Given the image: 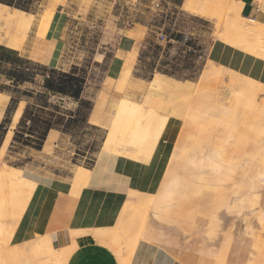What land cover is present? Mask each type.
Listing matches in <instances>:
<instances>
[{
    "label": "rangeland",
    "instance_id": "obj_1",
    "mask_svg": "<svg viewBox=\"0 0 264 264\" xmlns=\"http://www.w3.org/2000/svg\"><path fill=\"white\" fill-rule=\"evenodd\" d=\"M30 1L17 2L32 21L22 43L15 49L3 44L7 50L26 52L18 58L44 70L34 69L33 82L18 86L1 75L0 91L21 99L20 105L29 108L27 117L36 112L41 120L51 119L61 135L36 150V136L26 129L27 117L23 124L22 120L16 126L6 123V130L0 121V264H61L64 251L53 250L46 238L27 243L15 239L35 187L33 179L67 178L75 169L74 176L90 167L121 99H138L139 104L130 102L164 115V124L168 114L180 123L159 197L153 206L152 199L143 206L136 223L142 224L151 205L157 221L180 224L190 241L209 234L204 229L214 228L217 264H252L253 258L264 264V119L259 123L242 119L252 98L258 106L264 105V88L215 66L208 57L210 47L219 44L264 60L253 52L254 47L264 46V20L252 18L263 25L256 39L238 34L237 38L233 26L243 21L229 16L223 6L202 14L185 10L184 0H157L156 9L153 0H53L45 7ZM222 1L228 6L239 0ZM57 5L62 14L60 66L48 69L34 61L43 41L36 26L41 20L43 28ZM10 67L7 63L2 69ZM49 70L82 76L81 99L91 105L90 110L58 96L48 100L53 107H43L36 95L42 92ZM93 109L98 126L87 123ZM73 113L74 120L67 122ZM122 121L125 135L114 147H132L138 155L150 152L141 130L154 119L133 114ZM42 128L38 123L33 129ZM162 207L166 211H160ZM126 230L111 237L119 264H129L139 238L138 231ZM189 264L207 263L199 259Z\"/></svg>",
    "mask_w": 264,
    "mask_h": 264
},
{
    "label": "crops",
    "instance_id": "obj_2",
    "mask_svg": "<svg viewBox=\"0 0 264 264\" xmlns=\"http://www.w3.org/2000/svg\"><path fill=\"white\" fill-rule=\"evenodd\" d=\"M18 1L25 0H12L10 5L0 2V14H29L21 9L22 6L16 5ZM45 1L31 0L30 4L38 7L52 5L53 0H50L51 4ZM239 1L242 18L264 20V0ZM58 8L57 5L43 28L41 20L36 26V31L42 32L43 41L42 50L35 52L38 57L34 61L48 69H58L60 66L62 14ZM0 51L17 57L26 53L7 50L2 42ZM208 57L215 66L253 80L264 88V60L242 56L219 44L210 47ZM82 94L83 91L80 98H83ZM13 99L0 91V121L3 120V126L5 121L10 126H16L23 116L25 106L20 105L22 100L17 99L13 103ZM129 101L139 104L138 99ZM246 110L243 121L259 123L264 119V105L258 106L253 98ZM93 115L94 109L89 113L87 123L98 126L93 121ZM166 117L158 139L146 154L138 155L137 149L132 147L118 149L117 146L105 150L104 140L90 167L85 168L89 174L79 187L74 184L76 169L67 178L40 176L33 179L35 187L17 224L14 233L16 241L27 243L46 238L53 250L64 251L60 255L61 260H65L64 264H119L113 251L114 238L111 237L115 234L119 237L121 231L127 228L129 233L138 231L139 236L129 264H189V261L197 262L199 259L207 264H217L219 245L214 228L204 229L209 234L196 235L190 241L183 234L180 224L157 221L151 205L142 224L136 223L143 206L151 199L152 204L159 197L180 131L177 118L169 114ZM2 129L6 130V126ZM60 135L61 132L51 129L42 147L49 143L50 138L56 140ZM160 211L166 210L162 207ZM253 260L252 264H263L262 259Z\"/></svg>",
    "mask_w": 264,
    "mask_h": 264
},
{
    "label": "bare ground",
    "instance_id": "obj_3",
    "mask_svg": "<svg viewBox=\"0 0 264 264\" xmlns=\"http://www.w3.org/2000/svg\"><path fill=\"white\" fill-rule=\"evenodd\" d=\"M200 1L199 0H184L183 8L185 10L192 11V12L208 14L207 9H210V11H211V8L213 6L215 8L219 7V6H223L227 10V13L229 14V16H231V15H233L234 17L236 16L238 18V22L240 20L243 21L242 23L239 22V23L234 24V26H233L234 34L236 36L238 34L240 36L243 35V36L255 37V39H256L258 36L257 34L261 33V30L259 28L260 24L258 25L254 20L245 19L239 15L240 8H241V2L240 1L231 2L228 4V6H227V4L225 5V2L222 0H214L213 4L212 3L206 4V2H205L206 0H204V2H200ZM221 4H223V5H221ZM31 22L32 21L30 19H28L27 17H25V14H23V13L14 12L12 15L10 13L5 14V15L0 14V42H2V43L5 42L8 46H11L12 48H14V47L17 48V46H19L20 42L22 43L23 38L25 37L27 30L29 29V27L31 25ZM262 26L263 25H260L261 28H263ZM237 38H238V36H237ZM253 52L258 53V55H260L264 58V46L260 47L258 45L257 48L254 47ZM115 70H117V69H115ZM165 93H166V91H165ZM150 106H152V105H150ZM133 114L134 115L135 114L144 115L148 119H154L153 124L151 122L150 125H147L146 127H144L141 130V132H143V137H145L146 139L148 138L150 145L153 148V146H154L156 140L158 139V136L160 135V132L164 126V120L166 119L165 116L157 114L154 111V109L151 107L145 109V108L141 107L140 105L137 106V105H135V103H132L130 101H126L125 99H122L118 103V108H117L116 113H115V118L111 121V123L108 126V134H107V137L105 139L104 147H103L105 150L113 148L115 146V144H117L119 141L123 140V136L125 135V131L123 128L126 125H125V122H123L122 120L127 115H133ZM88 174H89L88 170L81 169L80 171H78L75 174L74 183L75 184H82L84 182V180L86 179Z\"/></svg>",
    "mask_w": 264,
    "mask_h": 264
},
{
    "label": "trees",
    "instance_id": "obj_4",
    "mask_svg": "<svg viewBox=\"0 0 264 264\" xmlns=\"http://www.w3.org/2000/svg\"><path fill=\"white\" fill-rule=\"evenodd\" d=\"M1 3H5L7 5H10L12 3V0H0ZM16 5L17 4L16 2ZM21 9H23L21 7ZM177 36H174L176 38ZM11 63V67L7 70H3L2 67L7 64ZM17 65H19L17 67ZM40 70L43 71L44 69L41 68L37 64H33L29 61L22 60L18 57L10 56L6 53H3L0 51V75H3L5 77L11 78L12 83L14 86L22 85L25 83H32L33 82V76L34 72L33 70ZM83 84H84V78L82 76H78L75 73H61L56 72L54 70H49L48 74L45 76V78L42 81V92L40 94H37L36 97L38 100L42 103L43 107H53L50 104H48V100L51 97H61V98H69L76 102L79 107L81 106H88L87 108L90 110V104L85 102L80 98L82 90H83ZM25 95L28 97L32 96L31 92H25ZM17 102V100L13 99V103ZM29 108L24 110L23 116L21 118L22 124L25 121V117H27V111ZM77 112H79L77 110ZM76 116V113H73L68 118L67 122H72ZM20 120V121H21ZM26 122H28L27 131L29 135H35L36 136V150H41L43 142L46 139L47 133L51 129H58L55 127L51 119H40L39 115L36 114V112L30 114V116L27 117ZM7 121H5V124ZM38 123L43 124V128L41 132L34 131V126ZM4 127V126H3ZM2 127V128H3ZM1 144V143H0Z\"/></svg>",
    "mask_w": 264,
    "mask_h": 264
},
{
    "label": "built area",
    "instance_id": "obj_5",
    "mask_svg": "<svg viewBox=\"0 0 264 264\" xmlns=\"http://www.w3.org/2000/svg\"><path fill=\"white\" fill-rule=\"evenodd\" d=\"M152 7L155 8V9L158 8L159 7V2L157 0H153L152 1ZM159 40H163V36L162 35L159 37Z\"/></svg>",
    "mask_w": 264,
    "mask_h": 264
}]
</instances>
